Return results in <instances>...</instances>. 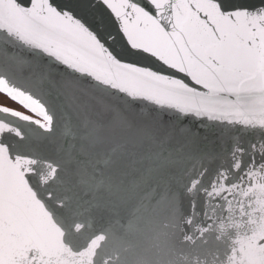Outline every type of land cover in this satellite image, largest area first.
<instances>
[{"label": "snow or ice", "instance_id": "obj_1", "mask_svg": "<svg viewBox=\"0 0 264 264\" xmlns=\"http://www.w3.org/2000/svg\"><path fill=\"white\" fill-rule=\"evenodd\" d=\"M0 264H264V0H0Z\"/></svg>", "mask_w": 264, "mask_h": 264}, {"label": "water", "instance_id": "obj_2", "mask_svg": "<svg viewBox=\"0 0 264 264\" xmlns=\"http://www.w3.org/2000/svg\"><path fill=\"white\" fill-rule=\"evenodd\" d=\"M60 2L70 5L79 14L80 6L88 3V0H60Z\"/></svg>", "mask_w": 264, "mask_h": 264}, {"label": "rangeland", "instance_id": "obj_3", "mask_svg": "<svg viewBox=\"0 0 264 264\" xmlns=\"http://www.w3.org/2000/svg\"><path fill=\"white\" fill-rule=\"evenodd\" d=\"M0 106H11V107H17L14 103L9 101L8 99L0 96Z\"/></svg>", "mask_w": 264, "mask_h": 264}]
</instances>
